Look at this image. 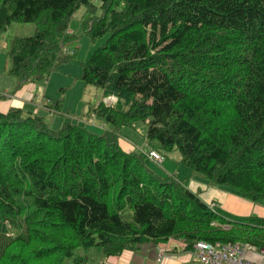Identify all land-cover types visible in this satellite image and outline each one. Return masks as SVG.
<instances>
[{
	"label": "trees",
	"instance_id": "obj_1",
	"mask_svg": "<svg viewBox=\"0 0 264 264\" xmlns=\"http://www.w3.org/2000/svg\"><path fill=\"white\" fill-rule=\"evenodd\" d=\"M81 7L86 35L107 37L81 80L116 99L95 110L113 129L0 112V264H83L81 248L110 258L169 239L264 249V218L212 209L148 165L177 150L210 185L264 206V0H0V37L36 26L11 43L18 89L67 61ZM138 123L151 150L127 153L120 130Z\"/></svg>",
	"mask_w": 264,
	"mask_h": 264
},
{
	"label": "rangeland",
	"instance_id": "obj_2",
	"mask_svg": "<svg viewBox=\"0 0 264 264\" xmlns=\"http://www.w3.org/2000/svg\"><path fill=\"white\" fill-rule=\"evenodd\" d=\"M91 2L95 6H99L100 0H91ZM88 17L89 15L86 13L85 7H81L76 12L69 27V33L76 38L63 49V54L69 56V58L67 61L58 64L47 79L33 85V95L35 96L33 103H30V105H27V107L23 109L26 114L32 113L44 117L53 130L62 128L65 123H74L83 126L95 134H101L105 130L113 129L112 126L95 114V110L101 103L114 105L116 99H104L103 91L100 88L86 85L81 80L82 65L98 48L105 44L107 39V37H104L92 40L86 35L84 22H86ZM35 32V24L12 23L1 35L0 94L3 98L0 101L5 100L8 94L11 96L15 95L22 89H18V81L10 75L11 59L9 51L11 43L17 38L32 37L35 35ZM47 105H51L50 108H48ZM145 133L146 126L143 123H138L133 128L128 127L120 130L121 140L130 143L136 150L148 152L151 150V147L146 139ZM121 147L126 150L128 146L122 144ZM162 155L165 160L161 166L148 160L149 167L163 177H176L178 181L184 183L188 188L194 177L200 184L197 188L198 190H196V194H198L199 197L204 195V200L207 205L211 206L215 203L217 206L221 207L216 202L218 201L217 199H219L218 196L211 201L210 197H207V195H216L215 192H222L221 194L225 196L233 194L230 188L212 186L203 176L181 165L180 154L177 150L171 153H163ZM233 195L236 196L235 194ZM241 200L245 205L229 206L228 211H225L239 218H247L251 215L264 218V206H254L248 201ZM77 257H85L87 259L83 264H97L103 256L101 255L100 247H94L90 250H84L82 248L76 250L75 258ZM68 263L73 264L70 260Z\"/></svg>",
	"mask_w": 264,
	"mask_h": 264
},
{
	"label": "crops",
	"instance_id": "obj_3",
	"mask_svg": "<svg viewBox=\"0 0 264 264\" xmlns=\"http://www.w3.org/2000/svg\"><path fill=\"white\" fill-rule=\"evenodd\" d=\"M35 83H30L22 87L19 93L15 95H10L5 98V100L0 101V112L7 113L12 108L25 109L27 105L33 103L34 99V85ZM32 85V86H31ZM6 96V95H5ZM4 96V97H5ZM128 146L125 152H132L134 148L130 143L120 140L121 145ZM177 171V170H176ZM193 177L192 182L189 186V190L196 193L198 186L200 185ZM211 194L210 200H214L216 196L219 197L216 201L223 210L228 211L229 206H242L245 205L244 202L237 196L233 194L223 195L222 192H215ZM203 196V197H202ZM206 196V195H205ZM204 202V195L200 197ZM227 198V199H226ZM97 264H200L197 257L195 256L193 249L187 248V243L184 240L169 239L168 241L159 244H144L140 246L137 250L124 252L121 256L110 257V258H100Z\"/></svg>",
	"mask_w": 264,
	"mask_h": 264
},
{
	"label": "built area",
	"instance_id": "obj_4",
	"mask_svg": "<svg viewBox=\"0 0 264 264\" xmlns=\"http://www.w3.org/2000/svg\"><path fill=\"white\" fill-rule=\"evenodd\" d=\"M148 157L155 163L164 161L156 152H151ZM213 207L214 204L211 205ZM193 252L200 264H264V249L250 244H210L200 241L194 245Z\"/></svg>",
	"mask_w": 264,
	"mask_h": 264
},
{
	"label": "bare ground",
	"instance_id": "obj_5",
	"mask_svg": "<svg viewBox=\"0 0 264 264\" xmlns=\"http://www.w3.org/2000/svg\"><path fill=\"white\" fill-rule=\"evenodd\" d=\"M123 179V178H122ZM126 180V179H125ZM130 180H131V178H130ZM128 184V183H127Z\"/></svg>",
	"mask_w": 264,
	"mask_h": 264
}]
</instances>
